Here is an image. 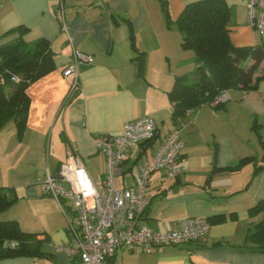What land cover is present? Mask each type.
<instances>
[{"label": "crops", "instance_id": "0c3cea01", "mask_svg": "<svg viewBox=\"0 0 264 264\" xmlns=\"http://www.w3.org/2000/svg\"><path fill=\"white\" fill-rule=\"evenodd\" d=\"M197 0H168L176 20ZM233 15L230 37L236 46H256L264 36L248 24L246 0H228ZM28 31L26 42L49 39L56 68L31 83L27 125L22 136L11 120L0 130V186L15 189L19 199L1 213L24 231L42 239L41 256H15L0 264H80L55 251L53 244L71 239L65 210L40 183L58 175L71 155L80 157L92 177L101 181L106 158L95 137L121 134L124 123L151 116L158 134L151 142L132 145L122 179L133 183L142 158L176 125L169 92L177 77L190 74L195 52L183 49L178 26L168 25L160 0H0V43ZM144 53L142 66L136 57ZM75 50L93 55L79 65V87L64 75ZM264 72V62L256 75ZM220 106L204 104L182 120L185 148L180 175L162 170L150 175L151 204L141 223L154 230L176 228L187 217H207L206 241L164 246L153 252L120 247L121 264H264V252L248 240L263 217L252 212L264 199V77L249 90L232 88ZM251 158L239 169L241 159ZM261 168L257 173L256 168Z\"/></svg>", "mask_w": 264, "mask_h": 264}, {"label": "built area", "instance_id": "2783aa9c", "mask_svg": "<svg viewBox=\"0 0 264 264\" xmlns=\"http://www.w3.org/2000/svg\"><path fill=\"white\" fill-rule=\"evenodd\" d=\"M248 24L264 36V0H246ZM94 57L75 50L64 75H74L72 91L79 87V65L92 63ZM18 81V77L14 78ZM230 99L223 90L210 105L223 104ZM194 109L187 111L191 114ZM158 126L147 115L124 123L121 134H100L95 137L99 150L105 155L106 169L101 181H96L83 160L71 155L58 175L49 174L41 183L43 193L54 197L65 210L71 239L53 244L55 251L79 260L80 264H121L117 256L120 247H137L153 252L164 246L201 243L207 240L211 222L207 217L184 218L167 231L154 230L141 223V217L151 204L148 189L150 175L164 171L175 178L181 172L185 148L182 123L176 124L152 153L142 158L136 180L128 184L122 179L123 164L132 145L152 141ZM12 246L16 242H11Z\"/></svg>", "mask_w": 264, "mask_h": 264}, {"label": "trees", "instance_id": "16d2710c", "mask_svg": "<svg viewBox=\"0 0 264 264\" xmlns=\"http://www.w3.org/2000/svg\"><path fill=\"white\" fill-rule=\"evenodd\" d=\"M160 3L168 25L175 23L183 35L182 48L195 52L194 70L177 77L169 92L174 103L175 124L182 123L188 110L211 104L221 91L253 89L256 82L264 77V72L256 75L264 62V43L256 46L233 44L229 29L233 11L228 0L190 2L176 20L170 15L168 0H160ZM27 31L25 26L15 27L4 36L17 35L0 43V130L12 120L20 136L26 129L31 103L27 93L29 85L56 68L55 52L49 39L39 38L28 43L23 38ZM136 59L141 67L144 53L138 51ZM15 77L19 80L16 81ZM148 142L151 141L142 144ZM250 159H241L230 168L239 169ZM261 168L258 166L255 173ZM18 199L14 188L0 186V259L44 255L43 240L38 233L24 231L16 220L1 216ZM252 212H263V217L249 232L248 240L264 252V199L252 208ZM11 242H16V245L12 246Z\"/></svg>", "mask_w": 264, "mask_h": 264}]
</instances>
